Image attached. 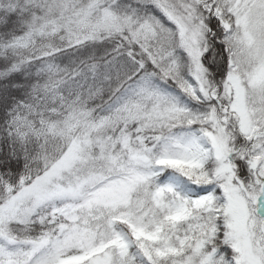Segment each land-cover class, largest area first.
Masks as SVG:
<instances>
[{"label": "snow or ice", "instance_id": "6c2138e0", "mask_svg": "<svg viewBox=\"0 0 264 264\" xmlns=\"http://www.w3.org/2000/svg\"><path fill=\"white\" fill-rule=\"evenodd\" d=\"M0 264H264V0H0Z\"/></svg>", "mask_w": 264, "mask_h": 264}]
</instances>
